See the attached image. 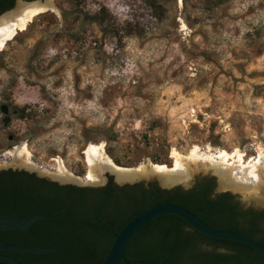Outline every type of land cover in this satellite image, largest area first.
I'll return each instance as SVG.
<instances>
[{"label":"rangeland","instance_id":"374dc122","mask_svg":"<svg viewBox=\"0 0 264 264\" xmlns=\"http://www.w3.org/2000/svg\"><path fill=\"white\" fill-rule=\"evenodd\" d=\"M52 1L56 9L0 50V107L8 104L12 117L5 126L0 109V170L21 166L59 180L64 165L81 179L68 182L101 185L113 173L85 179L92 143L135 170L173 167L174 149L188 154L194 145L246 158L264 150V0ZM102 7L104 22L90 21ZM24 145L31 154L21 162L34 167L14 163ZM205 177L218 188L213 169L178 183ZM224 190L264 207L254 200H264V188Z\"/></svg>","mask_w":264,"mask_h":264},{"label":"trees","instance_id":"16d2710c","mask_svg":"<svg viewBox=\"0 0 264 264\" xmlns=\"http://www.w3.org/2000/svg\"><path fill=\"white\" fill-rule=\"evenodd\" d=\"M1 1V0H0ZM83 0H74L80 5ZM0 7V14L10 9ZM105 8L90 17L103 23ZM155 17L162 18L161 14ZM132 34V30L127 31ZM24 113L22 110L21 115ZM214 178H201L188 191L177 189L156 203L182 205L215 228L236 231L264 244L257 238L263 219L252 208L243 209L233 195L212 198ZM112 176L99 187L59 184L35 173L13 168L0 170V219L12 217L24 227L0 230V241L49 249L8 250L0 247V257L18 264H101L115 240V233L139 212L155 204L141 191V202L115 192ZM264 230V229H262ZM246 244L206 235L176 214L153 219L131 241L126 262L160 260L165 264H235L238 256L249 258ZM255 250V249H253Z\"/></svg>","mask_w":264,"mask_h":264},{"label":"bare ground","instance_id":"6f19581e","mask_svg":"<svg viewBox=\"0 0 264 264\" xmlns=\"http://www.w3.org/2000/svg\"><path fill=\"white\" fill-rule=\"evenodd\" d=\"M52 8L49 0L19 1L13 10L0 15V50L4 49L8 41L13 39L20 30L27 28L40 12H45ZM258 152L257 156L246 158V153L240 149H235L234 151L221 148L213 149V147L203 149L199 145H194L188 154H183L174 149L173 167H169L166 164H154L150 167L148 164L135 170L117 166L113 161L106 158L104 144L92 143L87 149V161L90 165V170L85 179L96 182L104 176V171L108 170L116 174L117 179L120 181L136 177H147L155 173L164 178L165 182L175 183L189 179L197 170L213 169L220 176L221 187L244 190L245 192L253 189L254 192H258V190L264 188L263 148L260 147ZM24 153L29 158L31 153L27 145L13 152L14 163L27 164L28 167H34L33 162L30 160H26L24 163L21 162ZM60 166L59 172L57 174L54 173L56 178L63 181L81 180L69 172L64 165Z\"/></svg>","mask_w":264,"mask_h":264},{"label":"water","instance_id":"95a60500","mask_svg":"<svg viewBox=\"0 0 264 264\" xmlns=\"http://www.w3.org/2000/svg\"><path fill=\"white\" fill-rule=\"evenodd\" d=\"M23 2H34L38 0H19ZM18 1V2H19ZM43 1V0H42ZM51 6L53 9H56L57 7L53 3L52 0H50ZM10 9L4 11L0 15L8 12ZM44 13V12H40ZM26 28H24L25 30ZM23 31V30H20ZM1 111L6 115L3 119L4 125L8 126V124L11 122L12 117L9 116L10 112V106L8 104H2L0 107ZM14 113H17V110H14ZM13 136L10 135V139H12ZM21 167V166H20ZM19 167V168H20ZM28 171L31 172H36L39 176L45 177L51 180V177L49 178L46 176L43 172L40 171H32L30 168H24ZM112 173V172H111ZM112 175V174H110ZM218 175V174H217ZM219 176V175H218ZM113 177L115 181L119 184H123L125 181H134L139 178H151L153 180H157L160 185L162 186H172L174 184H180L178 182L175 183H168L165 182L164 178L161 176L154 174L152 176H147V177H136L133 179H127L125 181H120L117 179L116 174L113 173ZM220 177V176H219ZM108 177L102 179V182L105 183ZM60 183H67L68 181H63V180H56ZM185 187H188L189 184H185ZM218 189H222L220 185V180H219V186ZM257 204L263 205L264 206V200L259 199L257 197L254 198ZM164 214H176L186 220L192 227L197 229L198 231L209 235L211 237L219 238V239H229V240H236L239 242H242L249 246L252 249L257 250L258 252L264 254V245L259 243L258 241L250 238L248 235L232 231V230H226V229H220V228H215L209 225L207 222H205L201 218V214H197L189 210L188 208L179 205V204H174V203H155L154 205L146 208L145 210L139 212L137 215H135L118 233H115V240L113 242L112 247L110 248L107 256L104 258V260L101 262V264H165L164 259L162 258L160 260H145V261H133V262H126L125 257L127 253V249L131 243V241L134 239L136 234L142 230L145 226H147L153 219L157 218L158 216L164 215ZM35 220V218H32L30 221ZM30 221H27L25 223L22 222H15V221H10L9 218H2L0 219V226L1 227H20L23 225V227L29 223ZM0 247L8 249V250H25V251H42V252H47L49 249L46 248H39V247H27V246H21V245H3L0 243ZM0 264H18L9 260H6L2 257H0Z\"/></svg>","mask_w":264,"mask_h":264},{"label":"flooded vegetation","instance_id":"af4514ba","mask_svg":"<svg viewBox=\"0 0 264 264\" xmlns=\"http://www.w3.org/2000/svg\"><path fill=\"white\" fill-rule=\"evenodd\" d=\"M18 1L19 0H1L0 1V7L10 6V4L12 3V7H10V9H11L15 5H17ZM10 168H12V167H10ZM13 169L26 170L24 168H13ZM26 171H28V170H26ZM29 172H31V171H29ZM32 173H35L37 176H39L36 172H32ZM39 177H41V176H39ZM112 178H113L114 185L116 187L115 192H117L122 197H125V196L129 197L130 201L133 200L134 203H140L142 201L141 200V191L142 190H144L147 194H149V200L153 201V203L154 202L156 203L157 202L156 199L158 197L166 198L168 196H171L172 194H174V192L178 188L181 189L182 191H188V190L192 189L193 187H195L197 182H198L197 181L191 187H189V186L185 187L181 184H177V185L174 184L172 186H162L159 184V182L157 180H153L151 178H139V179H136L134 181L127 180L123 184L117 183L113 176H112ZM46 179H48V178H46ZM48 180H51V179H48ZM51 181H56V180H51ZM109 181H110V176L108 177L106 182L101 184V185H91V184H88L89 182H86L85 184H76V183H72V182L60 183L58 181H56V182H58L59 184H74L77 186L99 187V186L106 185ZM221 194L233 195V193L230 190L220 191L218 188H216V185H215L214 190L212 191L211 197L216 198L217 196H219ZM235 201H238V200L235 199ZM238 203L240 204L239 201H238ZM240 206L243 209L252 208L255 212L261 214V217L263 219L262 220L263 225H260L257 238L260 237L261 239H263L264 238V230H262V229H264V207L243 206L241 204H240ZM7 218H9L10 221H15L12 217H7ZM15 222H19V221H15ZM6 228H8V227H1L0 226V230L6 229ZM0 243L3 245H6L1 241H0ZM3 249H5V248H3ZM244 253H248L250 255L249 258H242L241 255H239L237 258L238 261L235 264H264V254L258 252L257 250H253L252 248H248V249H244L241 254H244Z\"/></svg>","mask_w":264,"mask_h":264},{"label":"built area","instance_id":"2783aa9c","mask_svg":"<svg viewBox=\"0 0 264 264\" xmlns=\"http://www.w3.org/2000/svg\"><path fill=\"white\" fill-rule=\"evenodd\" d=\"M86 177V176H85Z\"/></svg>","mask_w":264,"mask_h":264}]
</instances>
